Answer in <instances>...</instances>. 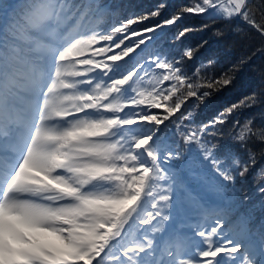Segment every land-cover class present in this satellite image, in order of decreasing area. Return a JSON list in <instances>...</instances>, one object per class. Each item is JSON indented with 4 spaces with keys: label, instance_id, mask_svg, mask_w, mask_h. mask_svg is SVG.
<instances>
[{
    "label": "snow or ice",
    "instance_id": "6c2138e0",
    "mask_svg": "<svg viewBox=\"0 0 264 264\" xmlns=\"http://www.w3.org/2000/svg\"><path fill=\"white\" fill-rule=\"evenodd\" d=\"M56 11V0H16L11 4L0 0V207L5 209L30 206L19 202L22 173L40 155V140L46 135L43 122L57 110L59 92L67 86L65 78L75 74V68L84 66L75 64L86 59L80 53L89 46L97 47L105 39L116 42L115 36H106L104 28L98 31V25L71 32L59 27L50 19ZM86 11L95 17L100 8L88 0ZM184 11L203 16L209 9L204 0H196L195 5L185 7ZM156 15L158 11L153 10L152 16ZM217 18L230 23L241 21L240 14L235 18L219 15ZM134 22L142 23L138 19L125 21L127 25ZM243 22L264 35V26L256 25L255 21L249 23L246 18ZM175 23V19H169L162 22V26ZM109 30L119 32L121 28L117 25ZM132 31L129 27L128 32ZM155 31V26L141 30L138 41L129 40L119 45L127 49L125 58L132 53H137L141 59L146 57L143 69L162 83L148 102L150 115L144 117V122L154 131L136 142L142 153L145 148L149 151L144 153L145 159L139 160V168L129 186L130 194L122 201L125 214L132 209L136 211L128 218L118 238L126 241L118 246V264H153L147 257L141 259L140 253L148 251L142 246L141 236L147 234L152 222L160 218L170 220L167 209L185 202L197 210L199 219L190 228L200 243L191 251L177 246L166 264L185 260L195 264H245L244 257L250 254L254 243L245 218L239 214L243 201L236 185L251 177L256 182L255 190L264 196V162H261L264 150L258 157L249 147L256 140L264 144V128L256 129L251 120L243 124L235 121L232 146L211 143L206 137H215L217 125L229 123L242 107L264 103V93L259 97L255 93L245 96L218 111L207 122L197 124L191 108L207 109L214 93L233 85L237 66L218 67L219 61L214 55L205 57L198 66L189 64L208 41H202L195 48L186 44L187 25L175 34L162 33L158 37ZM161 41L165 42L164 47L175 51L166 53L160 46ZM37 51L42 54L34 56ZM140 71L138 68L118 82L123 84ZM170 126L179 132L182 144H173L169 137L161 135ZM185 171L192 173L191 180L182 176ZM210 193L218 198L210 199ZM146 201H150V207ZM17 214L13 211L5 221L0 259L7 264L20 261L46 264L52 258L46 235L19 225L12 219ZM133 228L135 232L130 239L129 230ZM180 235L189 237L184 233ZM261 242L264 243V233ZM87 251V248L80 249L81 253ZM106 253L107 247L88 252L89 258L95 256L91 264H100ZM58 256L67 259L62 253ZM260 256V264H264V252ZM76 264H83V259Z\"/></svg>",
    "mask_w": 264,
    "mask_h": 264
},
{
    "label": "trees",
    "instance_id": "16d2710c",
    "mask_svg": "<svg viewBox=\"0 0 264 264\" xmlns=\"http://www.w3.org/2000/svg\"><path fill=\"white\" fill-rule=\"evenodd\" d=\"M2 2L6 3V0ZM92 2L100 8V12L95 17H91L90 12L86 11L88 0H56L57 11L52 16L54 23L59 27L69 24L68 31L70 32L98 25V31L104 28L106 36L116 37L115 43L105 39L103 43H98L97 47L89 46L85 52L80 53L86 59L76 61L85 64L76 73L82 77L83 85H86L96 95V101L90 103L95 115L100 118V128L118 123L123 124L122 131H116L120 134L117 145L123 148L116 165L124 171V175L127 173V177L123 178L124 194L119 195L108 206H104L101 199L81 201L80 210L85 217L83 225L80 226L83 235L77 234L74 238L87 243L88 251L80 252L87 258H89L88 252H97L99 241L106 232L105 230L98 231L97 227L99 225L112 227L125 214L122 211V201L130 194V183L134 181V174L139 168V160L134 156L131 144L139 137L148 136L154 131L147 122H144V117L150 115L148 102L162 83L154 74H149L143 69L142 65L146 57L141 59L137 53H132L125 58L124 54L127 49L120 47L121 43L127 44L129 40L138 41L141 30L152 26L156 27L154 35L159 37L162 33L175 34L187 25L189 31L186 44L195 48L202 41H208V44L198 51L189 64L198 66L205 57L214 55L219 61L218 67L237 66L233 85L226 90L214 93L212 103L207 109L191 108L195 113L194 119L197 124L207 122L218 111L230 106L231 103L238 102L245 96L255 93L259 97L261 93H264V36L243 23V19L246 18L249 22L255 21L256 25L264 26V0H245L241 8L243 12L240 11L241 21L231 23L217 18V15L235 18V8L231 0H204L209 12L203 16L189 15L184 11L185 7L195 5L196 0H92ZM153 10H157L158 15L152 16ZM199 10L203 11V9ZM137 19L142 23L134 22L131 25L125 23L126 20ZM169 19H175L176 23L171 26H162V22ZM117 25L120 26L121 31L109 30ZM129 27L133 29L131 33L128 32ZM167 43L171 44V36L167 38ZM164 44V41L160 42L161 47H164ZM128 47L131 45L129 44ZM164 51L167 53L175 50L164 47ZM113 56L121 57V59L113 60ZM138 68L141 71L125 83L118 82L129 73H135ZM85 77H88L87 80ZM91 81L92 85H90ZM237 120L241 124L251 120L256 129L264 128V103L258 102L250 107H242L230 118L229 123L223 126L217 125L218 132L215 137L209 136L206 139L211 143L232 146L234 144L232 133L235 131L232 124ZM161 135L169 137L173 144H182L181 136L174 126L164 129ZM80 137L75 140L77 144L83 146V141L86 139L91 149H99V140L83 135ZM249 147L258 157L264 150V144H261L259 140L251 143ZM144 150V153L149 151L147 148ZM96 158L97 156H92L90 160L82 162L86 172L98 167ZM145 158L144 155L141 157V159ZM182 176L191 180L192 173L185 171ZM255 186L256 182L251 177L247 182L236 185L239 189L238 195L243 201L239 214L245 218L248 233L254 243L250 254L244 257L245 264H260V253L264 252V243L261 242V234L264 233V196L255 190ZM209 198L217 199L218 197L210 193ZM146 204L150 207V201H146ZM135 211L136 209H133L131 215ZM180 216L184 222L174 223L175 231L192 235L190 225L199 219L197 210L185 202L181 205ZM154 223L156 221L152 222L147 230L149 228L156 230ZM134 232V228L129 230L130 239ZM165 232L169 236L175 235V232L169 228ZM120 233L113 237L100 264H111L112 260L119 258L118 246L126 244V241L118 239ZM142 237L146 243L143 247L152 248L151 244H154V239L150 240L147 235H142ZM65 250L73 255L79 254V248L75 245ZM109 253H115V255H109Z\"/></svg>",
    "mask_w": 264,
    "mask_h": 264
},
{
    "label": "rangeland",
    "instance_id": "374dc122",
    "mask_svg": "<svg viewBox=\"0 0 264 264\" xmlns=\"http://www.w3.org/2000/svg\"><path fill=\"white\" fill-rule=\"evenodd\" d=\"M36 56V55H35ZM77 68L74 69V73ZM75 80V82L73 81ZM82 79L79 78V76L75 74H71L65 78L66 83H69L72 85V90L75 92H78V94L81 95L80 89L81 86L77 81H81ZM93 84L92 82H90ZM75 88V89H73ZM84 89L89 91L88 87L84 85ZM68 91L66 88H63L61 92ZM92 93V95L96 96L95 93ZM82 96V95H81ZM82 99L83 96H82ZM87 109V110H86ZM84 109L83 107H80L79 113L89 111L88 108ZM93 114V113H92ZM51 116L55 119V123L53 125L54 128L50 130V133L58 139H62L63 142H67L66 145V160L63 165V168L66 169L67 175L65 177V181L62 183L61 186L58 188H51L49 190L45 191V195L50 196L51 198H60V202L53 207L50 208V216L52 222L47 224V230L44 235H46L48 243L50 244V249L49 250H54L55 245H66L70 241V235L72 234L73 231V222L75 221L74 216L76 213L75 207L72 206L69 211L64 212L61 206L62 201H69L72 202L75 197L78 195L88 193V194H93L94 192H97V189L103 190L105 192H109L110 186L113 188L115 187V190L119 186L115 179L110 182L109 185H98L97 182H99L100 178L99 175L94 177L89 183L85 184L81 181V177L79 175V172L77 169L80 171L82 170L83 161H88L92 158L91 156V151L89 150V142L85 139L83 141V146L75 147L76 151L72 149V146L70 145V139H69V133H68V116H58L55 113L51 114ZM67 120V122H66ZM93 121L96 124L98 122V119L94 117L93 114ZM73 126H77V128L74 129V133H76V136H85L88 137V134L90 133H97L96 130H93L92 127L86 123L84 124L80 118H73L72 119V124ZM53 130V131H52ZM61 140V141H62ZM134 145L133 144V151H136V145H135V150H134ZM135 153V152H134ZM77 154V155H76ZM99 154V153H98ZM76 155V156H75ZM75 159V168L74 163L72 159ZM77 165L79 167H77ZM103 165L98 166L97 168H93L91 172H95L98 169H102ZM82 172V171H81ZM89 177V176H87ZM64 184V185H63ZM112 191V190H110ZM180 210V206L173 205L172 208L167 209L166 213L170 215V218H175L174 215L171 214H178V211ZM159 222L162 224H167L170 225L169 220H164L163 218L159 219ZM78 231H83L82 228L78 227ZM38 234L37 232H35ZM154 234H158L157 231H153ZM40 234V233H39ZM50 235V236H49ZM169 238L163 240L164 245H168L172 242L171 240H168ZM180 241L182 242L180 245L175 244L174 251H176L177 246L183 248H186L185 245L183 244L182 238H180ZM164 246H162L163 248ZM165 251H168L170 249L164 248ZM59 256L57 258H51L49 259L46 264H54L55 261H57ZM82 257H76L74 263L76 264L77 260H81ZM179 264H193L192 260H185V261H180Z\"/></svg>",
    "mask_w": 264,
    "mask_h": 264
},
{
    "label": "bare ground",
    "instance_id": "6f19581e",
    "mask_svg": "<svg viewBox=\"0 0 264 264\" xmlns=\"http://www.w3.org/2000/svg\"><path fill=\"white\" fill-rule=\"evenodd\" d=\"M234 1L239 2V0ZM53 124V117L49 115L48 119L43 122L46 135L40 140V155L22 173L20 181L22 187L18 194L19 202L30 206L16 210L0 207V240L3 237L5 221L9 219L13 211L18 214L12 219L30 232L45 234L47 224L53 221L49 216L48 205L44 202L46 199L44 192L51 187L58 188L67 175L66 169L63 168L67 142L50 136L48 130L53 127ZM6 263L0 259V264Z\"/></svg>",
    "mask_w": 264,
    "mask_h": 264
},
{
    "label": "water",
    "instance_id": "95a60500",
    "mask_svg": "<svg viewBox=\"0 0 264 264\" xmlns=\"http://www.w3.org/2000/svg\"><path fill=\"white\" fill-rule=\"evenodd\" d=\"M232 1H233L234 6H235V11H236V15L235 16H237V14L240 13L241 6H242V3H243L244 0H239V2H235L234 0H232Z\"/></svg>",
    "mask_w": 264,
    "mask_h": 264
},
{
    "label": "clouds",
    "instance_id": "9594fccd",
    "mask_svg": "<svg viewBox=\"0 0 264 264\" xmlns=\"http://www.w3.org/2000/svg\"><path fill=\"white\" fill-rule=\"evenodd\" d=\"M17 259H22V258H20V257H17Z\"/></svg>",
    "mask_w": 264,
    "mask_h": 264
}]
</instances>
